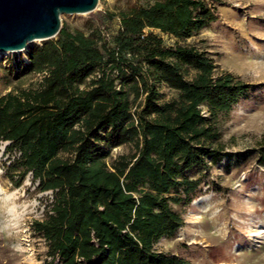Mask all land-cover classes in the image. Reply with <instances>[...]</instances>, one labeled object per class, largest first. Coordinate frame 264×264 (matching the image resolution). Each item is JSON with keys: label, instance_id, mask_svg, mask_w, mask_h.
<instances>
[{"label": "trees", "instance_id": "trees-1", "mask_svg": "<svg viewBox=\"0 0 264 264\" xmlns=\"http://www.w3.org/2000/svg\"><path fill=\"white\" fill-rule=\"evenodd\" d=\"M211 2L91 13L86 30L30 48L16 77L40 79L0 97V144L17 153L5 167L17 186L30 175L52 195L32 224L46 264H189L155 245L183 226L173 206L201 185L188 172L222 158L219 120L251 88L186 44L217 21ZM161 85L177 96L161 101ZM121 146L131 152L109 163Z\"/></svg>", "mask_w": 264, "mask_h": 264}, {"label": "rangeland", "instance_id": "rangeland-1", "mask_svg": "<svg viewBox=\"0 0 264 264\" xmlns=\"http://www.w3.org/2000/svg\"><path fill=\"white\" fill-rule=\"evenodd\" d=\"M150 0H99L97 10L118 13ZM210 2V0H209ZM217 21L191 37L186 44L207 53L217 72H228L251 86L232 111L220 118L222 158L188 172L201 185L188 204L174 205L183 226L172 238H162L155 250L177 256L189 264H264V0H213ZM90 14L63 15L62 28L86 30ZM119 20L110 30L116 31ZM171 44L172 39L157 33ZM22 52L0 53V97L35 87L40 77H16L33 46ZM13 69V70H12ZM12 70V71H11ZM161 101L177 96L165 85ZM0 144V264H46L47 247L33 231L52 198L40 192L28 175L20 186L5 167L17 153ZM129 146L110 150L108 162L129 154Z\"/></svg>", "mask_w": 264, "mask_h": 264}, {"label": "water", "instance_id": "water-1", "mask_svg": "<svg viewBox=\"0 0 264 264\" xmlns=\"http://www.w3.org/2000/svg\"><path fill=\"white\" fill-rule=\"evenodd\" d=\"M99 0H0V53L22 52L54 39L63 15L91 14Z\"/></svg>", "mask_w": 264, "mask_h": 264}, {"label": "bare ground", "instance_id": "bare-ground-1", "mask_svg": "<svg viewBox=\"0 0 264 264\" xmlns=\"http://www.w3.org/2000/svg\"><path fill=\"white\" fill-rule=\"evenodd\" d=\"M5 53H8V52H5ZM29 60H28V57L27 56H25V62H28Z\"/></svg>", "mask_w": 264, "mask_h": 264}]
</instances>
